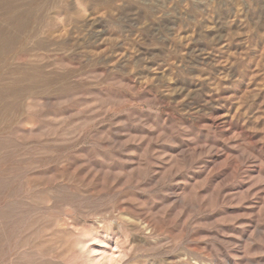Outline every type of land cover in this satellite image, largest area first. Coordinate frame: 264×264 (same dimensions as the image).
I'll return each instance as SVG.
<instances>
[{
    "label": "rangeland",
    "instance_id": "obj_1",
    "mask_svg": "<svg viewBox=\"0 0 264 264\" xmlns=\"http://www.w3.org/2000/svg\"><path fill=\"white\" fill-rule=\"evenodd\" d=\"M0 264H264V0H0Z\"/></svg>",
    "mask_w": 264,
    "mask_h": 264
}]
</instances>
